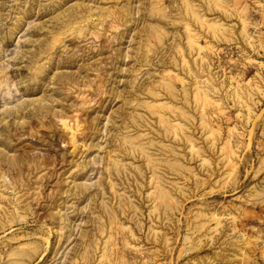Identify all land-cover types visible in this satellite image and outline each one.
I'll list each match as a JSON object with an SVG mask.
<instances>
[{
  "label": "rangeland",
  "instance_id": "rangeland-1",
  "mask_svg": "<svg viewBox=\"0 0 264 264\" xmlns=\"http://www.w3.org/2000/svg\"><path fill=\"white\" fill-rule=\"evenodd\" d=\"M0 264H264V0H0Z\"/></svg>",
  "mask_w": 264,
  "mask_h": 264
},
{
  "label": "bare ground",
  "instance_id": "bare-ground-1",
  "mask_svg": "<svg viewBox=\"0 0 264 264\" xmlns=\"http://www.w3.org/2000/svg\"><path fill=\"white\" fill-rule=\"evenodd\" d=\"M67 122V121H66ZM35 169V168H34ZM23 170V165H20L19 164V166H18V168H17V173L19 174V173H21V171Z\"/></svg>",
  "mask_w": 264,
  "mask_h": 264
}]
</instances>
